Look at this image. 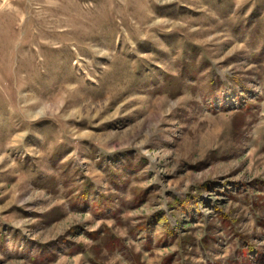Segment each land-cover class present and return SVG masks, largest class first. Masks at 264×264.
Returning a JSON list of instances; mask_svg holds the SVG:
<instances>
[{
  "label": "rangeland",
  "instance_id": "1",
  "mask_svg": "<svg viewBox=\"0 0 264 264\" xmlns=\"http://www.w3.org/2000/svg\"><path fill=\"white\" fill-rule=\"evenodd\" d=\"M0 264H264V0H0Z\"/></svg>",
  "mask_w": 264,
  "mask_h": 264
},
{
  "label": "trees",
  "instance_id": "2",
  "mask_svg": "<svg viewBox=\"0 0 264 264\" xmlns=\"http://www.w3.org/2000/svg\"><path fill=\"white\" fill-rule=\"evenodd\" d=\"M184 204H186V202H182L181 206L184 205ZM115 240H116V237H112V235H111V238L107 239L106 246L109 247V248H112L114 246Z\"/></svg>",
  "mask_w": 264,
  "mask_h": 264
}]
</instances>
